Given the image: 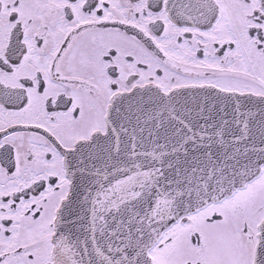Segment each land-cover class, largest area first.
I'll use <instances>...</instances> for the list:
<instances>
[{
	"label": "snow or ice",
	"instance_id": "1",
	"mask_svg": "<svg viewBox=\"0 0 264 264\" xmlns=\"http://www.w3.org/2000/svg\"><path fill=\"white\" fill-rule=\"evenodd\" d=\"M0 264H264V0H0Z\"/></svg>",
	"mask_w": 264,
	"mask_h": 264
}]
</instances>
